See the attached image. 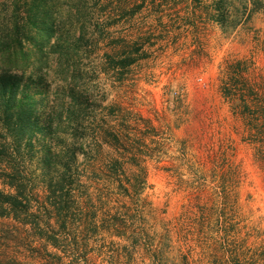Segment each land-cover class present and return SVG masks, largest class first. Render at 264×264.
Here are the masks:
<instances>
[{"label":"rangeland","instance_id":"rangeland-1","mask_svg":"<svg viewBox=\"0 0 264 264\" xmlns=\"http://www.w3.org/2000/svg\"><path fill=\"white\" fill-rule=\"evenodd\" d=\"M45 1L0 0V140L60 235L0 218V264H264V0Z\"/></svg>","mask_w":264,"mask_h":264},{"label":"trees","instance_id":"trees-1","mask_svg":"<svg viewBox=\"0 0 264 264\" xmlns=\"http://www.w3.org/2000/svg\"><path fill=\"white\" fill-rule=\"evenodd\" d=\"M26 1H29L26 11L28 17L27 24L35 31H38V34H42L43 32L40 29L45 31L47 26L49 30L53 32L52 26L46 23V20H41L48 18V9L45 5L46 1L25 0V2ZM21 52L22 51L20 50L18 51L16 54L17 57L18 55L20 57H24L23 52ZM13 57L15 58V55L10 56V58L6 60V65H10L9 69L11 70L16 65ZM3 61H5L4 57ZM4 80L5 78L0 76V95L3 101L4 99H7V105H5V107H0V123L3 126H7L12 132H17L21 129V125H18L19 120L17 118H19V116H17L16 113L19 114V112L23 110V118L30 117L35 106V102L33 101L32 97L26 98L25 96L17 100V86H14L13 84ZM8 104L13 105L11 110L10 107L7 108L9 106ZM14 156L15 154L13 155V150L10 147L8 141L0 140V185L3 187V189L8 188L10 190L7 193L0 189V218H13L23 225H30L40 238L48 239L47 235H49L50 232L45 230L48 225L46 226V224L41 221V218H48V216H51L52 211L50 206L46 200H43L40 204L38 203L37 207L33 206V200L31 192L28 189V182L25 174L21 169L19 170L18 166L14 167L13 163L11 162ZM117 163L120 162L117 161ZM59 206H56L55 208L57 213L60 212V214L56 215L58 218L56 219L54 226L58 227L59 231H65L68 229V225L64 222L66 221V218L62 220L61 216L63 215V211L67 210V208L63 209ZM64 212V217H66L68 212ZM71 228L73 229V227ZM57 234L59 233L52 234L54 236H49L51 238L48 239V241L52 243L54 242V244H52L54 246L58 243V236H56Z\"/></svg>","mask_w":264,"mask_h":264}]
</instances>
